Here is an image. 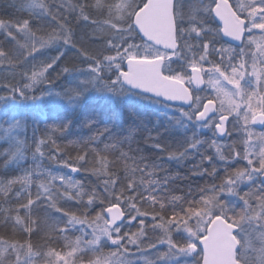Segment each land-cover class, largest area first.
Segmentation results:
<instances>
[{"label": "snow or ice", "instance_id": "1", "mask_svg": "<svg viewBox=\"0 0 264 264\" xmlns=\"http://www.w3.org/2000/svg\"><path fill=\"white\" fill-rule=\"evenodd\" d=\"M21 7L55 27L34 31L29 19H0L5 38L16 44L12 54L0 45V65L22 66L49 48H56L58 54L32 64L23 73L27 83L4 85L8 94L0 96V103L5 109L24 105L33 110L34 120H42L45 101L53 110H75L90 90L119 103L137 97L165 111L175 110L179 116L169 118V123L175 120V127L192 132L183 150L171 151L160 143L153 144L154 149L167 152L169 160L197 153L200 162L193 167L201 170L195 174L214 181L218 178L215 165L210 170L202 166L218 158L225 174L218 183L200 188L199 199L160 196L171 179L159 177L157 170H163V165L145 163L144 156H130V147L120 150L124 140L113 134L115 123L112 127L106 123L86 141H79L82 147L76 156H65L59 146L47 156L72 174L102 178V187H91L43 166L42 149L49 142L56 145L51 137L35 141L32 164L22 167L28 160V146L18 135L24 124L13 116L7 128L0 124V141L9 145L0 156L6 157V171L19 174L0 178V226H10L14 234L18 230L27 239L0 236V264H139L136 257L143 264H180L182 259H191L193 264H264V131H255L257 125L264 127V0H199L187 13L184 0H95L94 4L26 0ZM89 8L105 19L90 20ZM62 9L77 21L99 26L104 33L101 50L77 48L71 20ZM224 37L230 38L228 46L216 47ZM233 42L239 43L232 47ZM74 49L86 67L78 72L61 68L60 73L74 77L70 83L75 86L54 92L51 72ZM44 84L49 85L46 93L40 88ZM206 90L207 95H200ZM36 91L39 96L29 94ZM88 123L94 127V117ZM69 127L70 122L49 131L63 134ZM197 129L211 132L214 156L199 152L207 141L197 138ZM241 129L243 138L231 140ZM132 134L129 130L124 139ZM106 138L111 143H104L103 149L91 147ZM225 138L231 142H219ZM117 151L115 161L101 154ZM241 161L244 166L233 167ZM118 163H123L126 173L123 183L114 167ZM41 211L43 217H34ZM149 219L151 224L146 223ZM133 222L135 231L131 230ZM41 223L58 234L60 250L45 244V251L31 242ZM149 231L160 233L155 242ZM76 232L80 234L69 237L68 233ZM157 245H166L167 251L153 261L145 252Z\"/></svg>", "mask_w": 264, "mask_h": 264}, {"label": "trees", "instance_id": "2", "mask_svg": "<svg viewBox=\"0 0 264 264\" xmlns=\"http://www.w3.org/2000/svg\"><path fill=\"white\" fill-rule=\"evenodd\" d=\"M26 0H0V19L5 21H15L17 19H29L32 21V28L35 31L37 27H43L46 31H51L55 27V24L50 23L49 20L40 19L39 17L33 15L32 13L24 10L21 5L25 3ZM48 3H53V0H47ZM59 4L60 0H55ZM85 2V0H73V3ZM89 4H94L95 0H86ZM106 2H113V0H106ZM208 0H204V3H207ZM189 3V8L185 9L186 13L189 12V9L193 5H197L199 0H184V5ZM230 3H235V0H230ZM64 15L69 16L71 20V27L74 32V38L77 42V48L87 49L89 52H96L101 50L103 47V35L98 28V25H93L90 22L84 23L77 21L73 14H69L67 11L62 9ZM88 14L90 20H103L105 16L100 12L96 11L93 8H89ZM215 27L216 25H212ZM44 32H38L37 35H43ZM219 39V38H218ZM221 44L228 46L227 43L223 40H220V43L216 47H220ZM0 45H3L4 50L10 54L16 51V44L5 38L3 33H0ZM56 48L47 49L43 55L36 56L35 60H30L27 64L22 66H8L7 62L0 65V96L7 95V89L4 85H21L27 83L23 78V73L31 70V65L36 64L41 60H45L47 57L57 55ZM210 59H217L216 56H211ZM87 62L79 55V53L74 49L68 51L67 55L59 62L58 66H54V71L51 72L50 79L52 80L51 90L54 92L63 93L69 87H74V83H70L74 80L72 75L65 76L63 73H60L61 68L69 67L75 71H79L82 68L86 67ZM176 67V65H173ZM60 73V75H57ZM107 79V76L105 77ZM41 90H49V85L44 84L40 86ZM33 94L39 96L40 91H36ZM144 102V103H143ZM44 119H33V110L25 107L24 105H17L14 109L9 106L7 109L4 108V105L0 103V124H3L5 127L8 124V121L15 116L16 119L24 121L25 129L20 130L18 134L20 139L25 140L28 150L26 156L28 157L27 162L22 165V167H28L32 164V151L35 147V141L39 139L48 140L49 137L56 141V145H52L50 142L42 150L45 152V159L42 162L43 166L52 171H60L62 174H70L75 179L81 180L88 186L95 187L99 185L102 187V178L91 173H79L72 174L68 169H61L54 162L49 161L47 156L49 154H54L56 146H59L61 151L65 156H76L80 151L82 144L79 141H86L88 137L94 135L98 128H103L107 123L109 127H112V124L115 123L116 128L114 129V135H118L121 140H124V144L120 150L131 151L129 152L130 156H144L147 159L145 163L152 164L158 163L163 165V170H157L159 177L167 175L171 177L166 191L159 193L160 196H166L170 198L171 196H184L186 200L199 199V189L210 186L211 184L218 183L219 177L224 176L225 165L220 163L218 158L214 157L212 164L205 162L203 168H208L209 170L215 165L218 170V178L214 181L211 177L207 175H198L195 174L201 169L194 168V165L199 164L200 155L195 152L189 153V155L181 160H169L167 158V152H161L152 147L155 143H160L162 146L168 148L171 151L183 150L182 145H184L185 140L189 139L192 136V132H185L183 128L175 127V120H172L169 123V118L178 117L179 113L176 111H165L157 106L148 105L145 101L137 98L130 97L125 100L123 103L114 102L110 98L99 94L95 91H88L85 93V99L79 104V106L73 110L70 108H63L60 110H53L49 104L45 101L43 103ZM92 116L95 119V126H91L88 123V118ZM231 119V118H230ZM70 127L68 130L61 134L60 132H51L50 128L57 126L63 123H69ZM129 130H133V134L127 140L125 137L129 136ZM23 134V135H22ZM122 134L123 137H121ZM197 138L202 141H207L199 149V152L207 155L214 156L215 149L210 147L211 140L214 139L210 131H201L196 130ZM156 137V139H149V136ZM243 138V133L241 131L240 135H233L231 140H237ZM231 140L225 138L224 140L219 141L220 143H230ZM104 143H111L107 138L99 144H92L91 147H98L103 149ZM186 146V145H185ZM9 147L8 143L0 141V152H3ZM138 150V151H137ZM102 155H106L109 161H115L119 156V151L117 152H102ZM6 157L0 156V178H11L19 174L18 170H5L3 168V163ZM129 164L132 163L131 160L128 161ZM243 161L239 164L233 163V167H242L244 166ZM143 165L141 164V167ZM115 170L117 174L122 178L121 182L123 183V177L126 175L123 163L115 164ZM139 175V174H137ZM157 178V177H152ZM147 179V177H146ZM19 187V186H17ZM247 191V188H244ZM32 191L35 192V186H33ZM191 192V194H189ZM86 199V198H85ZM179 205V202H177ZM66 208H73V205H64ZM187 207V204L183 205ZM176 210L179 211V206H175ZM97 210L99 208L97 207ZM171 209L165 213L168 215ZM23 215V212L21 213ZM94 215V213H92ZM39 216L43 217L44 213L37 212L34 213V217ZM49 223H52L51 221ZM146 223L151 224L152 221L149 219ZM53 227L55 225L53 224ZM128 230V229H125ZM131 230H136V222H133L131 225ZM70 238H74L76 233H68ZM152 242H155V238L160 235L159 232L148 233ZM0 236L5 238H15V239H27L26 236L17 232L14 234L11 227H2L0 226ZM53 237L52 240L46 239V237ZM31 242L39 249L45 250V244H48L51 247L57 248L60 250L62 247V241L58 238V234L54 231H49L46 229L45 225L41 223L40 230L33 233L31 236ZM147 243V241H146ZM143 247V246H142ZM107 251V249H105ZM167 251L166 245H157L156 249H146L145 254L149 259L156 261L159 253ZM139 260V264H143V259L136 257ZM180 264H193L191 259H182Z\"/></svg>", "mask_w": 264, "mask_h": 264}, {"label": "rangeland", "instance_id": "3", "mask_svg": "<svg viewBox=\"0 0 264 264\" xmlns=\"http://www.w3.org/2000/svg\"><path fill=\"white\" fill-rule=\"evenodd\" d=\"M189 8V3H187V4H185L184 5V8H183V10L184 11H187V10H185V9H188ZM0 33H3V30H0ZM4 34V33H3ZM18 39H19V37H18ZM14 42V41H13ZM24 41L21 39V43H23ZM15 43V42H14ZM43 91L46 93L48 90H45V89H43ZM30 95L31 94H33V93H29ZM208 93H207V90L206 91H204V92H201L200 93V95H207ZM144 103V102H143ZM145 103H147V102H145ZM148 104V103H147ZM149 105V104H148ZM152 106H157V105H152ZM157 107H159V106H157ZM171 111H175V110H171ZM11 120V119H10ZM9 120V121H10ZM8 121V122H9ZM21 121V120H20ZM22 122V124H24V128L23 129H21V130H24L25 129V123H24V121H21ZM8 127V124L5 126V128H7ZM199 130V129H198ZM204 131H207V130H204ZM241 131H242V129H241ZM255 131H257V132H259V131H264V129L263 130H255ZM20 133V132H19ZM18 133V134H19ZM23 135V134H22ZM123 135H125V134H122L121 135V137H123ZM85 231H91V229H88V228H85ZM77 234L79 235L80 233L79 232H77Z\"/></svg>", "mask_w": 264, "mask_h": 264}, {"label": "water", "instance_id": "4", "mask_svg": "<svg viewBox=\"0 0 264 264\" xmlns=\"http://www.w3.org/2000/svg\"><path fill=\"white\" fill-rule=\"evenodd\" d=\"M229 39H230V38H227V37H224V38H223V40H225V41H228ZM238 43H239V42H233L232 45L236 46V44H238ZM125 70H126V69H125ZM201 87H204V86L202 85ZM255 128H256V129H262V128H264V127H260V126L257 125Z\"/></svg>", "mask_w": 264, "mask_h": 264}]
</instances>
